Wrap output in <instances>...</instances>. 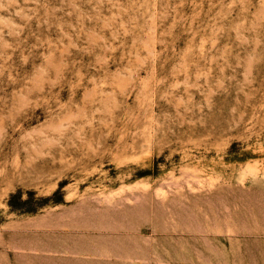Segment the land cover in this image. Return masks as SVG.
<instances>
[{"label": "rangeland", "instance_id": "1", "mask_svg": "<svg viewBox=\"0 0 264 264\" xmlns=\"http://www.w3.org/2000/svg\"><path fill=\"white\" fill-rule=\"evenodd\" d=\"M0 264H264V0H0Z\"/></svg>", "mask_w": 264, "mask_h": 264}, {"label": "trees", "instance_id": "2", "mask_svg": "<svg viewBox=\"0 0 264 264\" xmlns=\"http://www.w3.org/2000/svg\"><path fill=\"white\" fill-rule=\"evenodd\" d=\"M58 192H56L54 195H57ZM17 203H14V202ZM28 200H22L20 194H13L11 195V198L9 200V213H16V214H30L35 212V208L28 207ZM47 201V199H41L38 201L37 206L38 208L43 205V203Z\"/></svg>", "mask_w": 264, "mask_h": 264}]
</instances>
